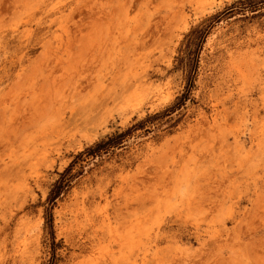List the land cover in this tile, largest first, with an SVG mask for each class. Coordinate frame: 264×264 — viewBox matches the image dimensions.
<instances>
[{
	"label": "rangeland",
	"instance_id": "obj_1",
	"mask_svg": "<svg viewBox=\"0 0 264 264\" xmlns=\"http://www.w3.org/2000/svg\"><path fill=\"white\" fill-rule=\"evenodd\" d=\"M159 113L77 161L55 264H264V0H0V264H50L59 173Z\"/></svg>",
	"mask_w": 264,
	"mask_h": 264
},
{
	"label": "trees",
	"instance_id": "obj_2",
	"mask_svg": "<svg viewBox=\"0 0 264 264\" xmlns=\"http://www.w3.org/2000/svg\"><path fill=\"white\" fill-rule=\"evenodd\" d=\"M220 15H214L206 20H204L199 26H197L188 36L187 46L183 52L182 60L185 58H190L193 53V47L196 48V53L199 52V49L202 47V44L205 40V37L209 33V29L211 27V22L218 19ZM186 67V64H184ZM191 81L192 77L189 78V87L186 90V93L178 100L176 106H181L185 100L189 97L191 92ZM174 106L172 110L176 107ZM171 110H166L169 112ZM165 112V113H166ZM164 113V114H165ZM164 114H155L147 117L145 120L139 122L138 124L128 128L127 130L121 133H115L112 136H107L105 140H101L100 142L95 143L93 146L86 148L83 152H80L75 160L71 162V164L65 169L64 172L59 173V179L53 184L51 191L49 193L48 199L46 201V210H45V219L46 225L49 229L51 238H52V248H53V258L50 264H55L56 262V248L57 244L55 243L54 231H53V210L56 207L59 200L64 197L72 188V184L77 178V176L81 175V171L74 173L75 166L77 161L84 157H96L101 155L103 152H108L111 148L117 147L123 143L128 136H130L133 132L138 130L139 128H144L147 124H153L154 121L161 118Z\"/></svg>",
	"mask_w": 264,
	"mask_h": 264
},
{
	"label": "bare ground",
	"instance_id": "obj_3",
	"mask_svg": "<svg viewBox=\"0 0 264 264\" xmlns=\"http://www.w3.org/2000/svg\"><path fill=\"white\" fill-rule=\"evenodd\" d=\"M111 95H112V94H111ZM115 99H116V98H115ZM105 100H107V99H105ZM105 100H103V101H105ZM103 101H102V102H103ZM113 101L115 102V100H113ZM107 102H108V101H107ZM105 103H106V102H105ZM100 104H101V103H100ZM101 106H102V105H101ZM103 106H104V105H103Z\"/></svg>",
	"mask_w": 264,
	"mask_h": 264
}]
</instances>
